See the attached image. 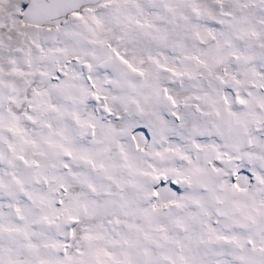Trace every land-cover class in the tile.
Returning <instances> with one entry per match:
<instances>
[{"label": "snow or ice", "instance_id": "6c2138e0", "mask_svg": "<svg viewBox=\"0 0 264 264\" xmlns=\"http://www.w3.org/2000/svg\"><path fill=\"white\" fill-rule=\"evenodd\" d=\"M0 264H264V0H0Z\"/></svg>", "mask_w": 264, "mask_h": 264}]
</instances>
